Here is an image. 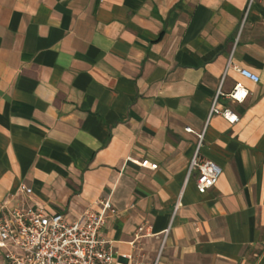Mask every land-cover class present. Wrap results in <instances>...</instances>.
<instances>
[{
	"label": "crops",
	"instance_id": "crops-1",
	"mask_svg": "<svg viewBox=\"0 0 264 264\" xmlns=\"http://www.w3.org/2000/svg\"><path fill=\"white\" fill-rule=\"evenodd\" d=\"M21 200L67 221L108 201L129 264H264V0H0V216Z\"/></svg>",
	"mask_w": 264,
	"mask_h": 264
},
{
	"label": "built area",
	"instance_id": "built-area-1",
	"mask_svg": "<svg viewBox=\"0 0 264 264\" xmlns=\"http://www.w3.org/2000/svg\"><path fill=\"white\" fill-rule=\"evenodd\" d=\"M235 72L253 84L259 77L241 67ZM219 92L209 111V117L220 116L228 125L238 122L235 113L216 105ZM247 96L246 88L234 83L226 95L232 103L241 104ZM191 132L189 128L184 129ZM196 148L188 164V174H195V188L198 194H205L217 183L221 169L212 161L198 154L203 134H195ZM155 169L156 165H150ZM17 192L25 196L31 189L19 185ZM99 210L89 208L73 221H67L61 212L46 213L35 204L21 200L8 212L0 216V250L3 264H129V257L119 260L115 257L110 242L102 235L106 213L112 212L108 201L98 203Z\"/></svg>",
	"mask_w": 264,
	"mask_h": 264
}]
</instances>
